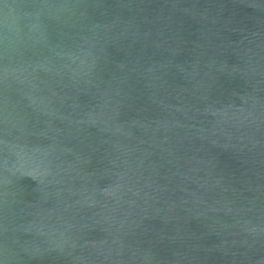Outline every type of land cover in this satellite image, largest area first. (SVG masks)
<instances>
[{"label":"water","instance_id":"obj_1","mask_svg":"<svg viewBox=\"0 0 264 264\" xmlns=\"http://www.w3.org/2000/svg\"><path fill=\"white\" fill-rule=\"evenodd\" d=\"M0 264H264V0H0Z\"/></svg>","mask_w":264,"mask_h":264}]
</instances>
